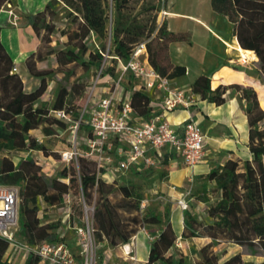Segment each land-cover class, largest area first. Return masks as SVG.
I'll return each mask as SVG.
<instances>
[{
    "label": "trees",
    "instance_id": "1",
    "mask_svg": "<svg viewBox=\"0 0 264 264\" xmlns=\"http://www.w3.org/2000/svg\"><path fill=\"white\" fill-rule=\"evenodd\" d=\"M6 1L8 0H0V8ZM53 1L50 0L43 10L28 17L39 39L37 49L25 59L29 72L39 76L35 89H24L23 80L16 71H12L14 62L0 41V187L13 186L18 190V234L28 245H35L41 240L54 242L57 235L52 230L56 225L52 222H40L37 198L40 196L48 205H58L64 203V199L68 197L71 219L83 220L84 207H92L87 211L88 221L97 242L106 241L108 246L116 248L129 242L144 225H159L163 221L165 226L150 243L148 264H191L184 254L168 250L176 238L169 222L168 211L163 216L151 209L142 212L141 190L136 189L132 183H118L115 179L105 181L101 177L104 169L96 168L94 159L89 161L77 158L76 166L73 160L64 164L57 172L58 177L67 180L64 189L69 192H64L57 189L51 179L40 172L38 163L28 155L18 158L17 161L7 155L11 151L38 150L48 156H55V152L49 151L38 136L30 131L41 129L43 135H51L57 128L66 127L65 121L50 114L51 109H64L74 118L79 115V112L75 113L68 105L69 93L64 86L58 88L50 106L43 102L37 104L47 88V72L37 69L36 62L46 55H53L58 67L77 64L87 68L92 63L100 64L103 58L100 51H89L84 41L89 33L103 35L106 30L103 0H77L76 4L72 3L74 11L80 16L76 18V28L69 34L65 46L58 49L50 44L54 25L47 20ZM114 1L119 14L124 0ZM209 1L213 12L225 17L231 29L233 26L232 33L238 41L239 53L248 58L255 54L256 65L264 81V0ZM142 33L141 30L136 36H130L129 25L121 28L116 25L110 33L114 42L110 58L113 61L127 60ZM155 38V46L145 41L149 64L168 78L184 75L185 66L169 60L167 44L182 41L184 37L161 26ZM161 50L164 55L159 59ZM102 72L103 75H116L113 67H106ZM229 87L240 91V99L244 100V113L248 124L247 147L251 158L243 159L242 167L239 166L240 157L227 158L206 174L207 180L214 181L216 199L203 197L198 200L206 204V215L211 219L209 222L202 224L194 215L184 211V229L181 236H205L211 239L200 246L199 257L193 264H264V259L257 263H245L240 252L219 260L212 250L217 241L224 240L245 247L248 254L264 258V108L260 106L254 88L248 85L232 83L212 89L210 77L204 74L197 76L191 84L193 92L217 105L225 101L224 93ZM129 102L135 115L142 120H149L155 114L151 97L141 89H132ZM168 156L165 155L162 161L167 162ZM132 169L142 170L144 167L131 166L128 170ZM202 189L205 190V187ZM206 194L209 196V193ZM7 247L6 239L0 236V264H11L4 257ZM39 262V255L28 252L20 264Z\"/></svg>",
    "mask_w": 264,
    "mask_h": 264
},
{
    "label": "rangeland",
    "instance_id": "2",
    "mask_svg": "<svg viewBox=\"0 0 264 264\" xmlns=\"http://www.w3.org/2000/svg\"><path fill=\"white\" fill-rule=\"evenodd\" d=\"M72 3L76 4L77 0H54L52 3V10L48 13L47 20L49 23H53L54 25V30L50 35V44L55 49L64 47L69 34L76 28V18H78L80 14L74 11ZM102 4L106 16V30L103 35H98L95 32L89 33L87 38L84 40L89 51H100L102 53L103 58L100 61V64L92 63L89 64L87 68L77 64H67L63 67H58L54 56L46 55L42 60L36 62L35 65L37 69L47 72L45 79L48 85L46 88L47 90L39 98L37 104L43 102L50 106L54 99V97L51 99L52 92H54L55 96L58 88L60 86H64L69 93L67 96L68 105L75 113L79 112L80 114L84 111V118L86 119L88 116V110L92 109L98 102L99 98L107 91L106 84L111 83L110 80L108 82H104L106 78L103 77L102 71H104L106 67H113L115 74L119 72V60L116 59L113 61L110 58V55L113 54L114 46L113 38L110 33L116 25H118L119 28L127 27L129 25L130 36H136V33L142 30L143 33L139 36L137 43L147 41L152 46L156 45L155 35L161 26H164L167 31H174L181 34L182 37H184V40L175 42H177V44L185 45L188 50L187 54L182 52L176 55V57H179V60L187 59L192 70L198 66L200 62H202V59H204L202 49L206 46L213 48L217 45V43L214 38L205 39L202 35L203 28L196 24L195 21L193 22V20H189L186 17H179L177 13L198 16L199 18L194 16L188 17L193 18L208 29L210 26H208L204 20L209 22L210 18L216 21L217 25H215V28L217 30L225 31L230 28V24L225 17L221 14L213 12L209 0H124L122 1L121 11L119 14L116 11V3L114 0H103ZM232 32L234 33L233 26ZM137 43H135L134 46ZM169 43L167 44L169 45ZM226 44L228 47H231L239 53L237 44L232 45L229 42H226ZM162 55H164V51L161 50L159 53V59ZM239 56L245 58V56L240 53ZM85 58H87V56H85ZM21 62V71L23 73L25 72L27 75V77H24L25 79H23L24 89L33 90L39 83V76L33 75L29 72L25 64V58H23ZM223 62L229 67L235 69L238 68V65L234 61L224 59ZM247 73L252 76L250 77V82L248 83L252 85L254 89H258L261 84V75L256 63L252 62L250 64ZM34 78L36 79V83L31 82ZM187 78H189V76H187ZM133 83L134 81L131 76L125 74L122 78L121 91L117 97H124V95L131 89L130 87H132ZM233 89L236 90L235 88ZM237 92L240 95V91ZM260 106L264 108V103ZM31 133L37 135L38 139L46 145L49 151H54L55 156L49 155L50 157H48V155L38 150H30L28 152L11 151L8 152L7 155L13 157L15 161H17L20 157L28 155L31 159L38 163L40 172L50 178L52 184L56 185L57 189L69 192V190L64 189V185H66L67 180L58 177L57 172L63 168L64 164H66L58 161V158L60 157L59 153L62 150L71 148L73 144V131L66 125L65 128H57V131L51 135H43L41 129ZM87 135H89V128L85 124L81 125L77 130L78 140L81 141ZM109 141L111 143H115V140L112 137H110ZM77 146L80 150H84L83 144L78 143ZM110 152H112V150H110ZM242 155H244V153ZM78 158L91 161V159H94V156H79ZM243 159L244 158L240 159V167H242ZM73 163L74 166H76V160H73ZM166 168L167 162L160 160L152 166L144 167L142 170L132 169L131 171H118L115 173L114 179L118 183H132L136 189L141 190L143 193V199L141 201L143 206H141L140 203L142 212H145L147 209H151L163 216L165 211H168L170 222V210L168 209L172 202L168 201L165 193L158 188V185L166 179ZM197 181L198 182H196L195 185L191 186V191L187 200L188 208L183 211H188L194 215L200 223L205 224L211 219L206 215L205 207H199L198 199L207 197L215 200L216 193L213 186H207L205 187V190H203L201 187V180L198 179ZM206 193H209V196ZM18 204L19 199L17 203V219ZM61 204L63 206L61 208L52 207L44 203L41 197L38 196V218L41 223L52 222L56 225V227L52 230L53 233L57 235V239L55 241H63L68 247L74 260L72 264H84V259L80 254L81 247L78 244L79 234L76 231V227H85L87 222L86 218H89V209L84 207V210L87 209L88 211H86V217H84L83 220H77L75 218L71 219V221H69V226L67 227L68 223L67 216L65 214V204H63V202ZM86 207H90V205H87ZM164 226L165 223L162 221L161 224L152 226L154 228H150L149 231L153 234L155 233L156 235V233H158ZM11 229L13 230L15 240L18 243L25 242L24 238L18 234V221L16 225L11 227ZM62 233H65V236H59ZM206 239L207 240L191 239V237L181 239L180 237H176L173 242L172 252L176 254H184L188 262L193 264L197 257H199V248L202 243L201 241H211L210 238ZM43 241L45 240H41L36 244H41ZM176 242H179L180 245L177 248H175ZM93 244L95 263L101 264L104 262L103 244L102 242H97L95 237H93ZM212 250L216 253L219 260H222L230 254L236 252L241 253V258L245 263H257L264 259L258 255L248 254L245 247H241L224 240L217 241ZM106 261L107 259L105 258V262ZM43 264L51 263L44 262ZM105 264L108 263L106 262Z\"/></svg>",
    "mask_w": 264,
    "mask_h": 264
},
{
    "label": "crops",
    "instance_id": "3",
    "mask_svg": "<svg viewBox=\"0 0 264 264\" xmlns=\"http://www.w3.org/2000/svg\"><path fill=\"white\" fill-rule=\"evenodd\" d=\"M48 1L50 0H8L0 8V41L11 56L13 62L15 61L14 65L16 67V72L21 78L23 77L22 80L25 79L27 75L25 72L23 73L21 71V60L23 58L26 59V57L31 52L35 51L39 45L38 36L28 21V17L43 10ZM177 14L179 17H186L189 20H193V22L195 21L196 24L203 28V37L205 39L214 38L217 43L213 48L206 46L202 49L204 59H202V62L193 70L187 59L179 60L180 58L176 57V55L182 52L187 54V47L183 44H177L175 41L170 42L168 45L169 60L174 64L184 65L186 68V73L184 75L169 78V85L190 90L192 99L188 106H179L173 110L163 111L161 107L163 92L155 88L143 90L151 97V105L154 113H162L175 127H178L186 118L191 117L200 124L202 132L204 133V155L201 161L193 168H190L184 165L181 157L174 154L169 155L167 158L166 179L158 185L159 190L165 193L167 200L172 202L168 210H170V225L174 235L181 239H187L181 236L184 229V211L177 205V202H175L185 191L187 187V178L190 175L192 176V185H195L199 179L202 182V188L213 186L214 181H209L205 178L212 167L220 165L227 158L234 156L244 159L251 158V154L247 147L248 124L244 113V103L243 100L240 99L238 92L233 88H226L224 93L225 101L217 105L206 99H202L197 93L193 92L191 90V84L197 76L204 74L210 77V86L212 89L218 85H229L232 83L252 87V85L248 83L252 76L248 74L247 71L252 62L256 63L257 57H255V54L252 58L240 57L236 50L228 47L226 42L232 45L238 43L236 37L232 33L231 25L228 30L219 31L215 28L217 24L214 19L210 18L209 22L203 19L204 22L210 26L208 29L198 21L188 17L194 16L199 18L196 15ZM246 50L253 52L249 49ZM224 59L234 61L238 65V68L235 69L224 64ZM187 76H189V78H187ZM132 80L134 83L132 87H130L131 89L124 97H119L120 99L130 98L132 89L137 88L136 85L139 81L133 78ZM31 82L36 83V79H32ZM261 84L258 89L256 87V89H254L256 90L260 105L264 103V81H262V79ZM53 97L54 92L51 94V99H53ZM139 119L141 118L135 115V120ZM36 130L38 129H33L30 132ZM118 147L119 145H117V143H114L112 147V152L115 157L114 162L124 156L123 152L118 151ZM243 153L244 155H242ZM116 172L118 171L107 169L101 173V177L105 181L110 182L114 180ZM198 203L199 207L204 206L206 208L204 202L199 201ZM63 204H65L64 207L66 208L65 214L67 216L68 227L69 221H71L68 204L67 202ZM50 206L56 208L63 207L62 204ZM152 226L156 225L146 224L144 227L139 228L129 242L119 245L116 248L108 246L106 241H103L104 262L101 264H105L106 262L108 264H148L149 246L155 236V233L153 234L149 231L150 228H154ZM59 236H65V233ZM151 236H153V238H151ZM206 238L208 237H191V239L207 240ZM201 242L200 246L208 241ZM172 246L173 244L168 249L169 251L173 250ZM26 255L27 253L23 250L15 249L10 246L7 247L4 253V257H8L11 264L22 263ZM105 258L107 259L106 262ZM43 263L44 262H39L38 264Z\"/></svg>",
    "mask_w": 264,
    "mask_h": 264
},
{
    "label": "built area",
    "instance_id": "4",
    "mask_svg": "<svg viewBox=\"0 0 264 264\" xmlns=\"http://www.w3.org/2000/svg\"><path fill=\"white\" fill-rule=\"evenodd\" d=\"M119 60V72L115 76L106 73L103 75L107 91L102 95L96 105L88 110L84 118V111L74 118L64 109H51L49 112L56 118L62 119L73 131V144L70 149L60 151L58 161L68 163L79 156H94L97 168L104 170L124 171L131 166L149 167L162 160L165 155L173 153L181 157L184 165L193 168L204 155V133L200 124L188 117L178 127L173 126L162 113H155L149 120H135L129 99L118 98L121 91L122 78L125 74L139 81L138 89L155 88L163 92L162 110H173L179 106H188L192 97L190 90L169 85V78L159 74L148 62L145 41L137 43L127 60ZM12 71H16L15 65ZM87 125L89 135L81 141L78 140L77 130L81 125ZM119 145L118 151L124 156L115 161L110 150L114 143ZM78 143L83 144L80 150ZM193 178H187V187L180 197L176 199L177 205L182 209L188 208L187 200L191 191ZM64 202H69L68 197ZM18 190L16 187H0V236L6 239L8 246L24 252H33L40 257V262L51 264H72L74 261L68 247L63 241H43L35 246L27 243H18L12 226L17 223ZM143 206V203H141ZM89 210L92 207H86ZM85 209V217H86ZM84 228L76 227L79 234L78 244L84 264H96L94 259L93 230L86 218ZM153 238V236H151ZM175 243V248L179 247ZM8 259V257H7ZM9 260V259H8Z\"/></svg>",
    "mask_w": 264,
    "mask_h": 264
}]
</instances>
